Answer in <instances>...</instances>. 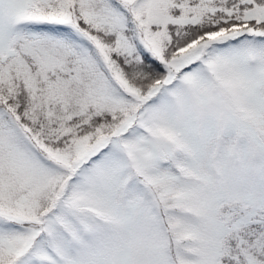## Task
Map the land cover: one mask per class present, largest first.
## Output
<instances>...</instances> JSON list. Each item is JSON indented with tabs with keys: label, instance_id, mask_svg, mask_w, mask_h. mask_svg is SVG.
I'll use <instances>...</instances> for the list:
<instances>
[{
	"label": "snow or ice",
	"instance_id": "1",
	"mask_svg": "<svg viewBox=\"0 0 264 264\" xmlns=\"http://www.w3.org/2000/svg\"><path fill=\"white\" fill-rule=\"evenodd\" d=\"M0 264H264V0H0Z\"/></svg>",
	"mask_w": 264,
	"mask_h": 264
}]
</instances>
